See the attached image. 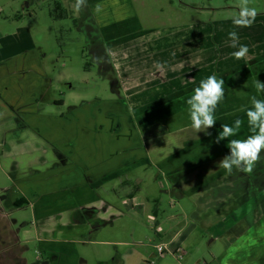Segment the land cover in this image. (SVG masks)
<instances>
[{
    "label": "rangeland",
    "instance_id": "rangeland-1",
    "mask_svg": "<svg viewBox=\"0 0 264 264\" xmlns=\"http://www.w3.org/2000/svg\"><path fill=\"white\" fill-rule=\"evenodd\" d=\"M130 3L145 30L187 31L189 27L192 30V26L211 30L216 21L238 15L245 6L256 8V18L263 17L260 20L264 23V0H130ZM88 10L86 3L77 12L75 0H0V208L3 210L0 226L5 228L4 236L10 229L18 233L25 247L22 257L28 264H43L47 260L45 255L49 248L37 240V231L44 225L37 222L34 204L38 207V201H44L45 194L51 190L45 188L43 182V188H35L37 192L30 189L31 196L29 183L19 180L23 174L47 171L55 176L54 182H64L65 178L57 176L58 171L52 173L57 168L53 166L59 163L54 150L48 146L53 142L74 152L76 168L71 172L75 174L66 180L78 186L88 185L89 176L102 174L109 168L108 154L114 149L109 132L120 134L124 126L114 113H121L125 108L130 111L125 93L116 85L118 72L101 68L104 59L101 55L93 56L87 33L81 28L90 14ZM55 14L60 18H55ZM206 40L216 50L215 54L220 52L215 37ZM199 41L198 38L196 43ZM30 62L35 64L36 72L12 75L17 65ZM18 97L23 99V104L36 98L30 115L19 113L20 102L15 106L10 103ZM56 100H61L62 105L55 104ZM5 101H10L11 105H6ZM167 107L142 104L139 111L160 113L167 111ZM7 110L14 112L16 118L9 119ZM42 116L56 117L57 122H44ZM228 116H234V112ZM70 120L73 123L67 124ZM158 128L152 130L156 129V133L148 142L150 155L145 164L94 189L93 193L102 203L115 204L106 211L109 212L108 223L98 228L90 226L73 246L50 244L49 247L54 245L52 250L60 254L62 264L65 261L69 264H232L231 252L235 246L242 253L239 254L242 256L240 264H248L247 242L236 245L234 230L221 224L228 219L230 223L232 212L238 216V208L242 204L250 205L253 195L255 200L257 196L263 197L264 158L255 162L251 173L233 169L229 175L219 167V162L229 155L228 149L223 157L209 161V156L200 170L189 172L183 180L177 181L173 176L177 173L166 172V177L163 172L167 167L169 172L173 170L172 161H167L166 156L178 153L185 142L195 136L191 138L187 133L167 136V131ZM129 129L125 127L123 132ZM203 148L196 146L192 152H181V155L189 160ZM70 156L64 158L63 164H71ZM36 185L38 183L32 187ZM206 185L221 189L213 188L217 191L216 197L229 194L226 192L231 188L234 192L224 201L215 202L214 198L205 196ZM198 188H202L201 192H196ZM22 195H26L32 205L14 206ZM128 196L136 198L140 206L135 202L136 207L124 205ZM54 199L58 203L63 201ZM54 199L52 205H48L50 209L54 208ZM158 227L162 232H157ZM161 245L168 250L163 255L157 251ZM20 250L14 252L19 255ZM49 259L47 264H55Z\"/></svg>",
    "mask_w": 264,
    "mask_h": 264
},
{
    "label": "crops",
    "instance_id": "crops-1",
    "mask_svg": "<svg viewBox=\"0 0 264 264\" xmlns=\"http://www.w3.org/2000/svg\"><path fill=\"white\" fill-rule=\"evenodd\" d=\"M87 1L90 19L86 24L81 25V28L85 30L88 28L91 33L98 31L100 38L104 39V45L109 48L108 55L114 70L119 74L118 82L126 95L125 99L128 102L125 100V103L127 102L130 111H126L125 108V111L121 113H114L124 124L121 128L122 132L119 134L110 130L109 135H111V140L114 143V149L111 154H108L110 163L107 166L109 168H106L102 174L89 176L88 185L78 186L72 180H66L67 177L75 174V172H71L76 168L74 152L66 151L60 145L50 141L52 145L48 142L47 144L54 150L59 161L58 165L53 166L57 168L52 170V173L58 171L57 176L65 178L64 182H60V184L54 182L52 178L55 176L47 171L30 175L23 174L22 179L19 180L23 183H29V194H31L30 189L37 192L36 189L43 188V182L45 188L51 190L50 193L45 194L44 201H38V207H36L37 203L34 204L38 215L37 222L40 221L44 225V230L40 227V231H37V240L45 243L47 249L50 244L73 246L90 230V226L98 228L108 223L106 217L109 212L106 211L115 204L102 203L93 191L104 183L124 176L134 167H139L145 164L146 160H149L150 145L148 146V142L156 133V129L152 131L154 127L161 128L160 131L163 132L167 131V136H178L185 133L191 138L195 136L187 142L183 141L185 145L180 148L178 153L171 154V157L166 156L167 161H172L171 167L173 168L172 172L168 171L169 167L163 171L166 177L168 176L167 173L169 175L177 173V175H173L174 178L177 181L178 179L183 180V177L187 176L189 172L194 173L197 169L200 170L202 165L208 162L209 156V161L223 157L228 151V140L220 141L219 143H225L226 146H222V144L218 147L217 137L221 131V124L231 125L235 119H242L244 124L240 129V134L238 137H232V139L246 138L250 132L244 109L251 106L249 98L256 94L253 87L254 82L258 80L264 83V23L262 24V20H260L263 17L255 18L250 27L235 26L232 21L238 15H232L231 18L216 21L211 30L205 28L200 30L197 26H192V30L189 27L187 31L172 29L168 32V28L145 30L141 26V21L130 0ZM97 5L101 9L100 12L95 10ZM197 30L198 32H196ZM231 31L237 32L239 36L236 47H231L233 42L228 36ZM209 37H215L217 40V48L220 50L216 53L217 55L214 52L216 50L206 43V39ZM198 38L200 39L199 44L196 43ZM202 41L205 42V45H202ZM241 45H246L249 51L244 58L237 60L231 53L239 50ZM92 50H95V47ZM133 58L134 60H132ZM157 63L164 67L157 69ZM205 64L207 65L204 68H200ZM34 65L31 62L17 65L11 71L12 75L25 76L32 73L33 70L36 72ZM213 74L224 79L225 97L223 102L217 106L215 113L217 123L212 128L207 129V132H203V129L198 131L191 127L185 101L189 98L191 90L198 86L201 80ZM257 98L264 99V94ZM22 101L23 99L18 97L17 101L13 99L12 102L5 101V103L6 105L11 103L15 106L16 102H20L21 110L18 108L19 113L30 115L32 112L29 110L36 103V98L29 104H23ZM54 103L62 105L63 102L56 100ZM153 103L161 106V109L168 106V110L160 111V113L155 110L150 112L139 111L142 104ZM8 111L6 114H10L8 115L9 119L14 118V112ZM233 112L234 116H228ZM18 118L20 119V117ZM42 118L47 123L57 122L56 117L42 116ZM76 119L78 118L76 117ZM65 120L66 118H64ZM136 120H139V123ZM70 123L73 122L70 120L67 124ZM49 126L53 128L51 125ZM125 127L130 129L123 132ZM120 141H124V143L121 144ZM201 145L204 148L195 157L192 155L189 160L182 157L181 152L186 153ZM69 155H71L72 165L63 164L64 158H69ZM45 173L46 176H44ZM35 183L38 185L32 187ZM201 190L202 188H198L196 192H201ZM22 196L23 200L32 205L27 200L26 195ZM54 198H61L63 201L58 203ZM52 199H54L55 204L54 208L50 209L48 205H52ZM135 199L133 196H128L123 204L126 206L132 204V207H136L133 204ZM135 203L137 205V202ZM139 204L137 206H140ZM53 213L54 216H52ZM188 225L191 227V224ZM161 230L160 227L157 228L158 233L162 232ZM240 243L243 244V242ZM165 250L168 251L166 247ZM53 251L56 252V250ZM240 254L242 253L240 252ZM239 257L240 262H237L231 256L232 262L234 264L242 263V256L239 255ZM246 259L249 264L250 256H247ZM254 264H264V262L255 261Z\"/></svg>",
    "mask_w": 264,
    "mask_h": 264
},
{
    "label": "clouds",
    "instance_id": "clouds-1",
    "mask_svg": "<svg viewBox=\"0 0 264 264\" xmlns=\"http://www.w3.org/2000/svg\"><path fill=\"white\" fill-rule=\"evenodd\" d=\"M86 3L87 0H75V10L79 12ZM95 10L96 12L101 11L99 5ZM257 14L256 8L245 6L232 22L237 27H250ZM228 36L233 42L231 47H236V42L239 40L237 32L231 31ZM248 51L246 45H241L239 50L231 53V55L240 60L246 56ZM163 67L160 63L156 64L157 69ZM253 87L256 94L249 98L251 106L244 109L250 134L246 138L229 139L230 137H238L244 124L242 119L237 118L231 125L221 124V131L217 137V143L228 140L229 155L219 162V167L229 175L232 174L233 169L251 173L255 162L264 158L262 157V150H264V99L257 98L264 94V83L256 80ZM224 97V79L213 74L201 80L199 85L191 90L189 98L185 101L191 127L198 131L203 129V132L212 128L217 123L215 115L217 106L223 102Z\"/></svg>",
    "mask_w": 264,
    "mask_h": 264
},
{
    "label": "flooded vegetation",
    "instance_id": "flooded-vegetation-1",
    "mask_svg": "<svg viewBox=\"0 0 264 264\" xmlns=\"http://www.w3.org/2000/svg\"><path fill=\"white\" fill-rule=\"evenodd\" d=\"M89 16H87L86 18V21H85L86 23L90 19ZM85 32L87 33V36L91 43L90 45H92L91 49L95 47V50H92L93 56L98 57L101 55L104 59V63L100 65L101 68L114 70L113 64L108 55L109 48L106 45H104V42H103L104 39L100 38V34H98V31H95V32L93 31L94 33H91V31L88 28H86ZM101 36H102V33H101ZM116 85L120 87L119 82ZM222 144L220 143L218 145H222ZM222 146H225V145L223 144ZM243 176L245 177V174H243ZM234 180H237V179L234 178ZM207 186L208 185H206L205 190L207 188L208 193H205V196H210L211 199L214 198L215 202H217V200L224 201L225 197L230 196L234 192L231 188L229 189L228 192H226L229 194H225L224 196H221V197H216L217 191L221 189H219V187H216V188L211 187L210 185L208 187ZM213 188H215L216 190L218 189V190L213 191ZM262 196L264 197V193ZM263 197L259 198L257 196L255 200V195H253V198H252L253 201L250 203V205L242 204L241 207L238 208L239 209L238 214H237L238 216L235 215V212H232L230 214V217H232L230 220L231 225H229L230 224L229 219L227 220V223H224V225L221 224V226H226V227L229 226L230 229L234 230L235 235L237 236L235 239L236 245L240 244L241 246L240 242H243V241L248 243L247 248L249 249L248 254L251 259L250 264H254L255 261L264 262V198ZM21 199H16V200H21ZM15 202L13 203L14 206H15ZM0 211H3V210L0 208ZM242 225H245V227L244 228L241 227ZM10 230L11 231L8 230V232H6L7 235L4 236L3 233L5 231V228L0 226V264H28L27 260L24 257H22V253L25 250V247L22 244L20 237H18V233L16 231H13L12 229ZM52 247H54V245ZM52 247H49L48 249L49 251L46 250V255L44 253L47 260H45L43 264H47L48 257H50L49 260H51L55 264H62L63 262H62L60 254L55 253V251L52 250ZM19 248H21L22 250H20V254L17 255L14 251L15 249L17 250ZM231 253H232V259H235V261L240 262L239 247L235 246V248H233ZM67 258L69 259L70 256L69 257L67 256ZM64 264H69V263L68 261H65ZM100 264H106V263L101 262ZM232 264L234 263L232 262Z\"/></svg>",
    "mask_w": 264,
    "mask_h": 264
},
{
    "label": "trees",
    "instance_id": "trees-1",
    "mask_svg": "<svg viewBox=\"0 0 264 264\" xmlns=\"http://www.w3.org/2000/svg\"><path fill=\"white\" fill-rule=\"evenodd\" d=\"M56 11H57V9H56ZM54 17L57 18V19L60 18V16H56V14L54 15ZM23 205H27V202L25 200H23V199L18 200V201L15 202V206L16 207H20V206H23Z\"/></svg>",
    "mask_w": 264,
    "mask_h": 264
},
{
    "label": "built area",
    "instance_id": "built-area-1",
    "mask_svg": "<svg viewBox=\"0 0 264 264\" xmlns=\"http://www.w3.org/2000/svg\"><path fill=\"white\" fill-rule=\"evenodd\" d=\"M157 251L160 255H163L166 252L165 247L163 246H158Z\"/></svg>",
    "mask_w": 264,
    "mask_h": 264
}]
</instances>
